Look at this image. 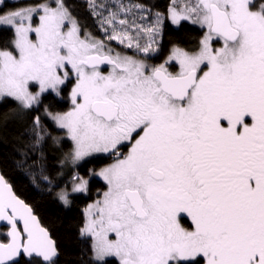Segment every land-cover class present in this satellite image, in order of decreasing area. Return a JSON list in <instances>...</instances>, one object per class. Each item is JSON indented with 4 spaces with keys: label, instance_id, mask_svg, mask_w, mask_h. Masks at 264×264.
<instances>
[{
    "label": "snow or ice",
    "instance_id": "6c2138e0",
    "mask_svg": "<svg viewBox=\"0 0 264 264\" xmlns=\"http://www.w3.org/2000/svg\"><path fill=\"white\" fill-rule=\"evenodd\" d=\"M87 3L103 39L65 0L14 10L0 0V28L12 31L0 47V105H15L0 123L29 116L35 153L47 133L33 113L73 81L69 110L44 115L71 141L62 163L112 158L93 173L105 189L80 229L95 264H264V0H171L167 17L141 3ZM165 18L203 35L151 64ZM71 191L88 193V180L74 175ZM57 197L71 205L67 190ZM0 227V264H57L48 229L3 175Z\"/></svg>",
    "mask_w": 264,
    "mask_h": 264
},
{
    "label": "trees",
    "instance_id": "16d2710c",
    "mask_svg": "<svg viewBox=\"0 0 264 264\" xmlns=\"http://www.w3.org/2000/svg\"><path fill=\"white\" fill-rule=\"evenodd\" d=\"M38 2L35 0H5L8 9L12 10ZM65 2L72 15L79 21L82 30H87L98 38H104L98 18L92 14L87 0H65ZM101 2L112 4L113 0H101ZM122 2L125 4L141 3L153 13L161 12L167 17L171 0H122ZM202 35L203 30L195 25L182 22L181 26L175 27L169 19L165 18L163 31L158 39L159 51L152 54L149 59L154 62L164 60L173 45L187 50L195 49ZM11 38L10 29L0 28V47L8 46ZM111 44L114 45V41ZM115 46L119 50L132 54L131 50L123 49L117 44ZM72 83L73 81H70L63 86L59 98L46 94L42 98L43 104L33 113L41 117L47 133L44 142L35 153L29 151V145L33 141L29 116L10 118L7 123H0V173L12 186L15 194L33 208L41 225L48 229L59 252L57 264H95L90 240L80 235V229L84 224L82 210L98 198L105 189L104 182L94 177L89 178L88 193L71 195L70 206L60 203L56 195L60 188L68 186L74 175L88 177L90 170H99L108 163V160L104 155H97L65 170L62 161L65 159L64 154L71 149V141L63 138L62 132L42 115L44 106H47L50 111L69 110L71 107L69 91ZM13 107L15 105L11 103L0 105V113H8ZM54 138H58L59 142H54ZM25 153L28 155L25 156ZM21 161L26 162L21 164ZM42 176H47L48 180H43ZM0 230L6 232L5 228ZM0 237L4 238L2 235ZM107 264H118V261L115 258H108Z\"/></svg>",
    "mask_w": 264,
    "mask_h": 264
},
{
    "label": "rangeland",
    "instance_id": "374dc122",
    "mask_svg": "<svg viewBox=\"0 0 264 264\" xmlns=\"http://www.w3.org/2000/svg\"><path fill=\"white\" fill-rule=\"evenodd\" d=\"M35 1H39V0H35ZM40 2H42V0H40L38 3H40ZM31 4H37V3H30V4H28V5H31ZM169 8V7H168ZM167 14H168V10H167ZM170 21V20H169ZM171 22V21H170ZM173 25V24H172ZM173 26H175V25H173ZM175 27H177V26H175ZM198 27V26H197ZM115 44H117V45H119L118 44V42H116V41H114V45H112L111 44V46L112 47H114V48H116V46H115ZM121 46V45H120ZM117 50H119L118 48H116ZM132 51V50H131ZM153 54H156V52L155 53H153ZM130 55V54H129ZM148 60H150L149 58H148ZM151 61V60H150ZM153 62H154V60H153ZM73 84V83H72ZM70 91H71V88H70ZM70 91H69V93H70ZM70 106H71V102H70ZM43 117H46V118H48L50 121H51V119L49 118V117H47L46 115H44V111H43ZM52 122V121H51ZM53 123V122H52ZM53 125L54 126H56L54 123H53ZM59 129V128H58ZM61 132H62V137L63 138H66V136H65V133H64V130H62V129H59ZM87 159V158H86ZM84 161V160H83ZM80 162H82V161H80ZM79 162V163H80ZM78 164V163H77ZM62 165L64 166V169L65 170H67L70 166H72L73 164H71V163H68V162H65V163H62ZM104 167V166H103ZM102 167H100L99 169H101ZM99 170H97V171H94V170H90L89 171V176L88 177H83L84 179H86V180H88V183H89V178H91V177H94V178H97V179H101L99 176H97V175H93V173H95V172H98ZM80 177H82V176H80ZM102 180V179H101ZM103 181V180H102ZM104 182V181H103ZM72 186H73V177H72V179L70 180V182L68 183V186H65V187H62V188H60L59 190H58V192L61 190V189H65V190H67L68 192H69V199H70V196L71 195H74V194H79L78 192H76V193H74V192H72L71 191V189H72ZM85 194V193H84ZM56 197H57V195H56ZM57 199H58V197H57ZM59 200V199H58ZM59 202L60 203H62L60 200H59ZM93 202V201H92ZM92 202H90V203H92ZM63 204V203H62ZM64 205V204H63ZM65 206V205H64ZM88 206V205H87ZM86 206V207H87ZM86 207H84L83 208V210H82V212L84 213V210L86 209ZM84 221H85V214H84ZM3 232H5V231H2V230H0V233H3ZM0 239H1V237H0Z\"/></svg>",
    "mask_w": 264,
    "mask_h": 264
},
{
    "label": "flooded vegetation",
    "instance_id": "af4514ba",
    "mask_svg": "<svg viewBox=\"0 0 264 264\" xmlns=\"http://www.w3.org/2000/svg\"><path fill=\"white\" fill-rule=\"evenodd\" d=\"M167 58V57H166ZM166 58H164V60L166 59ZM164 60H158L157 62H153V61H150V60H148V62L149 63H151V64H160V63H162ZM170 70H175L174 68H170ZM127 147H125L124 149H123V151L124 152H127ZM106 158H107V160H108V163L107 164H110L111 162H112V158L111 157H109V156H106V155H104ZM106 164V165H107ZM106 165H104V166H106ZM103 167V166H102ZM184 223H185V225L187 226L189 223H190V221H188V220H185L184 221Z\"/></svg>",
    "mask_w": 264,
    "mask_h": 264
},
{
    "label": "water",
    "instance_id": "95a60500",
    "mask_svg": "<svg viewBox=\"0 0 264 264\" xmlns=\"http://www.w3.org/2000/svg\"><path fill=\"white\" fill-rule=\"evenodd\" d=\"M0 175H2V173H0ZM5 178V177H4ZM17 195V194H16ZM18 196V195H17ZM19 197V196H18ZM20 198V197H19ZM21 199V198H20ZM29 205V204H28ZM30 206V205H29ZM36 215V214H35ZM37 216V215H36ZM38 218V217H37ZM39 219V218H38ZM43 226V225H42ZM44 227V226H43ZM3 227H0V229ZM7 230V229H6ZM51 236V235H50ZM53 239V238H52Z\"/></svg>",
    "mask_w": 264,
    "mask_h": 264
}]
</instances>
